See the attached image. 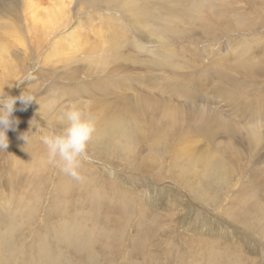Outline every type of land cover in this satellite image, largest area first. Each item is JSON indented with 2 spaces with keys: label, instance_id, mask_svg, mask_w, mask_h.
<instances>
[{
  "label": "rangeland",
  "instance_id": "obj_1",
  "mask_svg": "<svg viewBox=\"0 0 264 264\" xmlns=\"http://www.w3.org/2000/svg\"><path fill=\"white\" fill-rule=\"evenodd\" d=\"M26 1L0 0V94L37 99L0 150V264H264V0H69L51 29ZM70 105L82 181L40 139Z\"/></svg>",
  "mask_w": 264,
  "mask_h": 264
},
{
  "label": "clouds",
  "instance_id": "obj_2",
  "mask_svg": "<svg viewBox=\"0 0 264 264\" xmlns=\"http://www.w3.org/2000/svg\"><path fill=\"white\" fill-rule=\"evenodd\" d=\"M33 101L37 102V99L30 91H24L18 97L0 94V150L8 148L7 132L15 131V125L19 124V120L13 118L17 102L22 105L20 110L26 111ZM84 103L85 108L91 104L90 101ZM61 120L67 122L63 131L47 132L40 137L47 148V162L59 167L65 175L82 181L84 177L80 169L83 160L87 159V147L96 132L95 122L85 118L84 109L75 105H70L62 113ZM22 139L28 142L29 133L24 134Z\"/></svg>",
  "mask_w": 264,
  "mask_h": 264
},
{
  "label": "bare ground",
  "instance_id": "obj_3",
  "mask_svg": "<svg viewBox=\"0 0 264 264\" xmlns=\"http://www.w3.org/2000/svg\"><path fill=\"white\" fill-rule=\"evenodd\" d=\"M54 1H52V0L47 1L46 0V2L48 4L47 7L41 8V4L44 2V0H27L24 3V7H27V14L30 15L32 22H34L37 19H40V17H41V18H43V21H42V23L40 22V25L43 27V29H51L53 27V25L60 23L61 20L64 19V15H65L64 8L69 2V0H57L55 2ZM59 5L62 6V8H60ZM91 31H92V28H91ZM96 33L98 34V32H96ZM77 39H79V37ZM81 42H82V40H81ZM64 44L63 43L61 44V42H59V44H55V45L57 47H59V49H60L61 46H63ZM101 66H102V63H99L100 68H101ZM241 218L245 219V216L243 217L241 215ZM237 219H239V218H237ZM239 220L241 222H243L241 219H239Z\"/></svg>",
  "mask_w": 264,
  "mask_h": 264
}]
</instances>
